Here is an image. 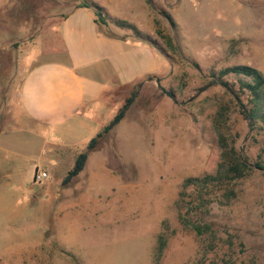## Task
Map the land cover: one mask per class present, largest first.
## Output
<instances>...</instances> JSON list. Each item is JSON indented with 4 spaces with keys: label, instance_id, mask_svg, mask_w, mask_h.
I'll use <instances>...</instances> for the list:
<instances>
[{
    "label": "rangeland",
    "instance_id": "rangeland-1",
    "mask_svg": "<svg viewBox=\"0 0 264 264\" xmlns=\"http://www.w3.org/2000/svg\"><path fill=\"white\" fill-rule=\"evenodd\" d=\"M82 1L0 0V264H151L160 233L168 237L163 264H264V171L241 180L238 197L207 216L243 251L235 244L215 256L207 239L182 228L176 206L182 182L219 161L211 117L232 102L209 85L211 72L249 64L264 73V0H103L149 37L156 71L115 82L87 114L49 128L16 105L14 93L24 68L58 58L59 21ZM103 30L138 38L114 23ZM139 83L125 117L64 183L76 155ZM231 126L237 146L258 159L262 135L253 137L235 108ZM37 169L48 178L36 182Z\"/></svg>",
    "mask_w": 264,
    "mask_h": 264
},
{
    "label": "trees",
    "instance_id": "trees-1",
    "mask_svg": "<svg viewBox=\"0 0 264 264\" xmlns=\"http://www.w3.org/2000/svg\"><path fill=\"white\" fill-rule=\"evenodd\" d=\"M148 1V0H147ZM150 2V1H149ZM94 9L97 24L100 27L114 23L121 28L133 31L134 36L149 40L137 26L127 20L110 15L106 9L93 0H83L81 4ZM169 18L171 17L168 15ZM162 35L161 31H157ZM109 35H116L107 31ZM118 36V35H116ZM209 85H220L231 97V104L219 103L212 114V129L220 150L216 168L198 176L187 177L181 184L176 206L181 226L191 230L200 238L208 240L211 252L218 256L219 252L234 251L238 244L243 251L244 243L237 242L235 234L225 232L226 237L215 222L207 219L214 204L227 205L238 197V184L249 177L255 170L264 171V73L249 64L227 66L219 71L211 72ZM139 85L126 98L116 115L98 133L90 139L85 150L76 155L71 169L68 170L64 183L70 182L84 169L89 153L96 149L99 141L125 117L127 111L138 96ZM170 96L174 94L168 91ZM235 108L246 120L249 132L259 139L261 154L258 159H251L243 149L236 144L238 135L231 126V110ZM167 235L160 233L151 264H163L164 250L167 245ZM206 258L197 259L192 264H205ZM191 264V263H189ZM211 264H235L231 258L212 260Z\"/></svg>",
    "mask_w": 264,
    "mask_h": 264
},
{
    "label": "crops",
    "instance_id": "crops-1",
    "mask_svg": "<svg viewBox=\"0 0 264 264\" xmlns=\"http://www.w3.org/2000/svg\"><path fill=\"white\" fill-rule=\"evenodd\" d=\"M93 1L120 18L108 11L103 0ZM96 19L93 8L73 7L59 21L61 44L52 50L58 58L23 69L14 103L35 122L49 128L68 124L87 114L115 82L130 85L155 73L149 42L109 35Z\"/></svg>",
    "mask_w": 264,
    "mask_h": 264
},
{
    "label": "built area",
    "instance_id": "built-area-1",
    "mask_svg": "<svg viewBox=\"0 0 264 264\" xmlns=\"http://www.w3.org/2000/svg\"><path fill=\"white\" fill-rule=\"evenodd\" d=\"M49 172L46 169H37L34 174V179L36 182H41L47 179Z\"/></svg>",
    "mask_w": 264,
    "mask_h": 264
}]
</instances>
